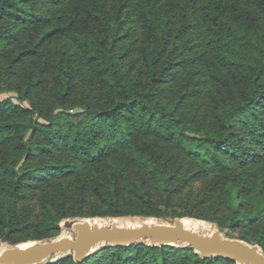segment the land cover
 <instances>
[{
    "label": "trees",
    "instance_id": "1",
    "mask_svg": "<svg viewBox=\"0 0 264 264\" xmlns=\"http://www.w3.org/2000/svg\"><path fill=\"white\" fill-rule=\"evenodd\" d=\"M192 1L0 0V88L29 102L0 99L1 241L53 238L69 217L188 216L264 252V171L248 174L264 162V0L199 1L215 89L187 112L159 86L189 68ZM41 264L237 263L139 242Z\"/></svg>",
    "mask_w": 264,
    "mask_h": 264
},
{
    "label": "water",
    "instance_id": "2",
    "mask_svg": "<svg viewBox=\"0 0 264 264\" xmlns=\"http://www.w3.org/2000/svg\"><path fill=\"white\" fill-rule=\"evenodd\" d=\"M152 218V217H147ZM92 217H69L61 226L75 231V235H61L55 238L29 240L0 250V264H41L57 255L72 254L81 262L105 245L127 246L139 242L151 245H186L201 258L224 257L237 264H264V252L257 244L242 239L224 236L220 230L210 233L187 227L181 217L166 223L153 218L142 220L137 225H123L100 218L91 222ZM27 243L26 245H21Z\"/></svg>",
    "mask_w": 264,
    "mask_h": 264
},
{
    "label": "rangeland",
    "instance_id": "3",
    "mask_svg": "<svg viewBox=\"0 0 264 264\" xmlns=\"http://www.w3.org/2000/svg\"><path fill=\"white\" fill-rule=\"evenodd\" d=\"M199 1L202 0H195V4L191 5V10L194 15V19L192 24L196 27L195 29V34H196V39L191 41V46L188 49V52L185 51L184 54H182L188 61H189V68L187 69H177L174 74H168L165 76V73L162 72V77L163 80L160 82V88H161V95L165 99H167L170 103L173 105H177L176 102L178 99L180 101L178 102L179 107L181 108H186L187 112L192 109V107H196L199 105L204 97H207V100L210 99V96L214 93L215 89V81H213L210 76L207 75V72L205 71V67L201 66V59L203 61H207L208 59H212V50L205 44L202 43V40L200 39L199 36V25H198V18H199V7L200 4ZM112 2V0H111ZM161 2V1H159ZM164 2V0H163ZM194 2V0L192 1ZM255 0H249L250 5H254ZM254 8V7H253ZM53 10H48L47 13L50 14ZM256 14L257 17H259L260 20H264V15L256 9ZM133 27H131L130 31V38H126L123 40V44L127 45L129 48L128 49H123L127 53L126 59L130 60H135L138 56V51L136 50L137 44L139 43V36L138 34L141 33V29L138 26V23L133 22ZM199 30V32H197ZM193 31V30H192ZM201 36L203 38V31L201 32ZM6 48L9 49L11 48L14 50L16 48V45H6ZM196 55H200L199 59L196 57ZM181 57V55H180ZM193 59V61L191 60ZM145 67H142V69ZM159 71L161 70V67L159 66ZM165 77V78H164ZM182 96V97H181ZM190 96V97H189ZM3 98H9L12 102L14 103H20L22 105L28 106L29 102L27 100H21L20 99V93L17 92L16 90H13L12 88H0V99ZM79 109L76 108L74 111H78ZM36 117V114H35ZM257 170H261L262 172L264 171V162L263 164H256V162L252 163V170L248 173L249 176L256 174ZM252 179V177L250 178ZM199 187V182L195 184V192H197ZM239 202V201H237ZM238 204V203H237ZM191 218L196 221H200L202 224L199 225L198 229L200 232L203 233H210L215 229L219 230V226L215 221L203 218V217H188V216H183L181 218ZM92 218H105L107 219L108 222H111L116 219V221L119 224L123 225H137L139 224L140 221L147 220V219H152L153 218L158 219L159 221L166 222V223H172L174 218L171 217H152V218H147L145 216H140V215H126V216H119V217H92ZM176 218V217H175ZM101 220V219H100ZM134 223V224H133ZM205 227V228H204ZM203 230V231H202ZM69 233L71 236L75 235V231L71 229H65L61 226L60 232L55 236L59 237L61 234ZM221 233L224 236L227 237H235L241 236V234H247L248 230H245L243 233H241V230H228V229H222ZM53 237V238H55ZM28 243V242H27ZM19 244V243H16ZM12 246V244L7 243L5 241L0 240V250L4 247ZM62 255H57L56 257H53L52 260H55Z\"/></svg>",
    "mask_w": 264,
    "mask_h": 264
},
{
    "label": "bare ground",
    "instance_id": "4",
    "mask_svg": "<svg viewBox=\"0 0 264 264\" xmlns=\"http://www.w3.org/2000/svg\"><path fill=\"white\" fill-rule=\"evenodd\" d=\"M100 221V219H98V218H93V219H91V222H99ZM147 221H152V219H147ZM182 221H183V223L187 226V227H190V228H193V229H195V230H197L198 229V227H199V225L200 224H202L200 221H196V220H194V219H191V218H187V217H185V218H182ZM111 222H116V223H118L117 221H116V219L114 218V220L113 221H111ZM119 224V223H118ZM134 224V223H133ZM128 225H131V224H128ZM202 226H203V224H202ZM205 228V227H204ZM203 231V230H202ZM61 235H70L69 233H65V234H61ZM27 243H22L21 245H26Z\"/></svg>",
    "mask_w": 264,
    "mask_h": 264
}]
</instances>
